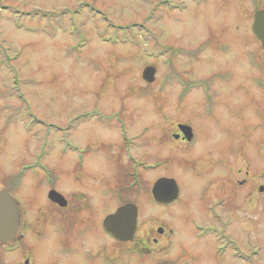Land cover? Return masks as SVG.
<instances>
[{
	"label": "rangeland",
	"instance_id": "rangeland-1",
	"mask_svg": "<svg viewBox=\"0 0 264 264\" xmlns=\"http://www.w3.org/2000/svg\"><path fill=\"white\" fill-rule=\"evenodd\" d=\"M158 1L0 0V191L12 192L22 206L31 201L39 207L47 186L41 172L18 182L16 176L22 164L34 165L33 171L45 165L67 200L93 205L97 228L123 200L138 207L137 236L159 238L156 228H164V249L147 242L151 250L144 254H153V261L264 264L262 118L251 101L245 110L225 109L219 86L223 94L224 88L232 92L233 102L244 94L217 79L229 75L215 76L231 68L233 84L251 94L250 80L264 79V53L253 52L258 43L246 34L250 0ZM222 38L230 43L227 52L217 49ZM207 40L210 46L199 49ZM249 51L262 68L247 64ZM146 66L155 69L152 82L141 77ZM177 80L196 86L183 92ZM78 114L91 116L75 125ZM180 123L191 127V142L173 137ZM48 124L66 129L47 133ZM61 136L74 147L64 150ZM75 155H85L80 168ZM138 162L143 187L127 191ZM160 177L179 185L178 199L167 206L152 201V184ZM81 239L91 250L108 242L93 226L77 224L71 233L51 232L36 244L34 261L48 264L68 241L70 252L63 254L73 255L58 264H82ZM121 247L111 242L105 251ZM0 264H13L11 256L0 254Z\"/></svg>",
	"mask_w": 264,
	"mask_h": 264
},
{
	"label": "flooded vegetation",
	"instance_id": "flooded-vegetation-1",
	"mask_svg": "<svg viewBox=\"0 0 264 264\" xmlns=\"http://www.w3.org/2000/svg\"><path fill=\"white\" fill-rule=\"evenodd\" d=\"M249 5H250L249 6L250 8H249L248 16L250 17L251 21L249 22L247 26L248 32L246 31L247 32L246 34H248L250 37L253 38L255 42L258 43V47L254 49L253 52L254 53L260 52V56H261L262 55L261 53H264V47L262 46L261 42L255 36V33L253 31V24L255 20V13L257 11L264 10V5L262 6L259 3V0H250ZM231 16L234 17L235 15L231 14ZM227 29L228 31H231L235 34L238 32L237 28L235 26H231V24L230 25L227 24ZM222 40L224 39L222 38ZM228 44L230 45L229 42L224 40L221 44L218 45L217 49L227 52L229 50ZM253 52L251 53L249 51L248 56H247V64L251 68H254V69H259L260 67L262 68V64L258 61L259 57ZM230 69L231 68H224V69L218 70L215 76H218L219 74L225 75V76L229 75L230 77L228 79H226L225 77H221V78L218 77L217 79L222 80L221 82L222 85L229 86V88L232 89L233 92L241 89L243 91L244 96L242 98H238L237 100H235L236 102L235 103L233 102L232 97H231L232 92L227 93L226 88H224L225 90L224 94L222 91V87L219 85L218 86L220 88L217 89L216 91L218 92V95L220 98H224L221 100V102L226 107L225 109L227 110L235 109L236 106H238V108L241 107L242 110H245L250 106L249 102L250 101L252 102L251 110L253 111V108H254V112L256 113V116L262 118V121L258 124V127H257L258 130L262 131V133L258 132V135H260L258 143H261L262 142L261 138L262 136H264V118L262 117L264 116V79L261 78L260 76H254L253 79L250 80L251 84H249V85H252L254 93L253 94L249 92L247 93L246 87L240 86L236 83L233 84V82L235 81V78H234L235 76H234V71ZM210 84H211V81L208 80V86ZM226 101L228 102L231 101L230 102L231 104L225 105ZM254 112H253V118L256 120V116ZM178 125L179 124L176 125V128ZM254 130L256 129H253V131ZM175 135H178V137L175 138L176 140H179L181 142H186V143L191 142L183 138V133L178 128H177V131L173 133V136ZM193 136H194V133H193ZM85 151L86 149L84 150V154L86 153ZM231 151L233 152V148ZM232 155H235V154L232 153ZM232 155L230 156L235 159V157ZM75 159H76L77 166L79 168L84 165L85 155H78V156L75 155ZM252 159L255 160L254 157ZM29 171L30 170H24V171L21 170L20 172L18 171L17 176H16V181L18 182V180L24 179L27 174L28 175L30 174ZM39 172H41L42 175ZM39 172L36 173L35 175L37 176L41 175L44 180V184L47 185L45 187V193H44L45 201L42 200L41 198L38 199L39 203L42 206L40 205L39 207H36L35 203H32L31 201L30 202L27 201L22 206L21 201L17 200V198L11 194L12 192L9 191L10 195L16 202L15 204H16V208L18 211V215H19V224H18V228L15 234L12 237L11 243L7 247L8 250L3 251L2 248H5V245L0 243V248H1L0 254H9L11 256V260L13 264H36L34 261L35 258L33 256V248L36 244H41V241L49 237V234L51 232L67 231V233H71L75 230V225L77 224H80V225L86 224L88 226H93L94 228H96L97 233L99 234L101 239L104 238L108 240V242L107 241L100 242L98 249L91 250L87 245H85L86 244L85 240L81 239L82 247H84V252H85V254H82V257H81L82 264H127L128 262L125 261V258H127V260H130L133 258L132 264H171V263L174 264L173 262L167 263L165 261L160 262L159 260L153 261L154 260L152 258L153 254H144L145 251L149 252L148 250H151L148 245L149 243H147L151 238L145 235H138V236L136 235L137 230H138V207L137 205H136L137 218L135 222V229H134L133 235L130 237V239L127 238L123 240H118L113 235L108 233L104 228L105 217L109 215L110 213L104 214L102 218H100L98 228H97V226L93 224L94 223V217L92 216L93 205H90L88 203L87 208H86V207H83L84 203L83 204L78 203L77 205H75V203H72V201L69 198L67 200V198L63 194H61L55 187L58 184L59 178H57L56 176L49 177L47 175L49 172H52V169L50 167H47L44 165L43 169H41V171ZM129 176L132 177V180L128 186H124L125 190L127 191L135 190L136 192L140 191L143 187L142 186L143 183H142L139 172L137 173V171L133 170L129 173ZM17 182L13 183V190H16L14 189V186L15 184H17ZM238 184H242V183L238 181ZM229 185L230 186L228 190H231L232 187H234L233 181L230 182ZM210 191H212V196H211L212 199H210V201H213L215 200L213 199L215 196L214 190L211 189ZM51 192H55L58 195L62 196L63 197L62 203L52 199L50 195ZM71 195L75 196V193H71ZM76 195H79V194H76ZM63 199L65 200V205H62ZM81 199L85 201L87 200L85 196H82V197L78 196L77 200L79 201ZM124 201L125 200L120 201L121 204L118 205L116 209L123 204L131 203L129 201H125V202ZM156 233L158 234L159 238L163 237L164 228L157 227ZM168 233L171 234V230H168ZM159 238L153 237L151 239V243L153 246H160V247H163L162 249H164L165 245H160ZM111 242L120 244V246H122L123 248L122 247L121 249L119 248V250L117 251V253L115 252V254H107L105 251V248H106L107 243L109 244ZM69 246L70 245L68 241L63 243L61 245V250H60L61 254H55L54 256L50 257L48 264H58V262L61 261L62 256L73 255V254H63V253L70 252ZM96 246H94V248ZM72 251H73V248H72ZM131 251H135V252L130 253ZM73 252H75V250ZM134 253L137 255L134 257L133 256L131 257V255Z\"/></svg>",
	"mask_w": 264,
	"mask_h": 264
},
{
	"label": "water",
	"instance_id": "water-1",
	"mask_svg": "<svg viewBox=\"0 0 264 264\" xmlns=\"http://www.w3.org/2000/svg\"><path fill=\"white\" fill-rule=\"evenodd\" d=\"M254 28L264 47V10L255 13ZM154 73L155 69L152 66H146L142 70L141 77L146 82H152ZM178 129L183 133L184 138L191 139L192 132L189 126L179 124ZM177 137L178 135L174 136V138ZM151 194L157 203L167 204L177 198L178 186L172 178H159L153 184ZM50 195L52 199L62 203V196L55 192H51ZM15 203L6 191H0V241L9 242L18 227L19 215ZM62 205H65L64 199ZM136 215V206L127 203L105 218L104 227L118 239H130L135 229Z\"/></svg>",
	"mask_w": 264,
	"mask_h": 264
}]
</instances>
